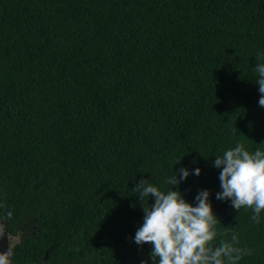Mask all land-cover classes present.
<instances>
[{
	"label": "trees",
	"instance_id": "16d2710c",
	"mask_svg": "<svg viewBox=\"0 0 264 264\" xmlns=\"http://www.w3.org/2000/svg\"><path fill=\"white\" fill-rule=\"evenodd\" d=\"M258 62L264 0H0V220L24 235L10 261L153 264L134 237L154 200L133 189L186 168L179 191L195 206L209 190L228 234L212 246L235 233L252 251L237 264H264V211L217 200L213 166L264 150Z\"/></svg>",
	"mask_w": 264,
	"mask_h": 264
},
{
	"label": "clouds",
	"instance_id": "9594fccd",
	"mask_svg": "<svg viewBox=\"0 0 264 264\" xmlns=\"http://www.w3.org/2000/svg\"><path fill=\"white\" fill-rule=\"evenodd\" d=\"M255 71L258 74L255 83L261 94L258 103L264 107V62H258ZM213 166L222 169L219 174L222 190L216 194V199L231 200V207L238 211L242 207L252 209L250 219L259 223L264 211V150L250 152L243 143H238L217 156ZM201 173L200 168L194 169L193 174L199 176ZM189 175L186 168L175 171L165 180L171 185L167 191L148 180L136 185L133 190L139 193L140 201L150 197L154 203L148 207L142 204L145 216L136 231L135 243L152 246L153 264H237L244 255H251L250 249L236 246L239 238L235 233L230 240L222 238L218 246H212L218 235L228 234L219 233L216 228L220 220L210 203L209 190H202L195 197V206L179 191V185ZM12 255L11 249L0 251V264H10ZM142 264H148V261H142Z\"/></svg>",
	"mask_w": 264,
	"mask_h": 264
},
{
	"label": "flooded vegetation",
	"instance_id": "af4514ba",
	"mask_svg": "<svg viewBox=\"0 0 264 264\" xmlns=\"http://www.w3.org/2000/svg\"><path fill=\"white\" fill-rule=\"evenodd\" d=\"M6 231L8 233L9 241L7 243V246L0 248V251H7V250L11 249V251L13 253L15 250H17L18 245L21 243L23 237L20 235V238L18 240V238H17L18 234L17 233L10 234L7 225H6ZM0 242H1V238H0ZM47 257H45V259H47ZM10 264H16V263L10 261Z\"/></svg>",
	"mask_w": 264,
	"mask_h": 264
},
{
	"label": "water",
	"instance_id": "95a60500",
	"mask_svg": "<svg viewBox=\"0 0 264 264\" xmlns=\"http://www.w3.org/2000/svg\"><path fill=\"white\" fill-rule=\"evenodd\" d=\"M6 225L7 223L5 219L0 220V238H1L0 248L7 246V243L9 241L8 233L6 231ZM45 257H47V254Z\"/></svg>",
	"mask_w": 264,
	"mask_h": 264
},
{
	"label": "rangeland",
	"instance_id": "374dc122",
	"mask_svg": "<svg viewBox=\"0 0 264 264\" xmlns=\"http://www.w3.org/2000/svg\"><path fill=\"white\" fill-rule=\"evenodd\" d=\"M1 220H2V219H1ZM17 234H18V237H17L18 240H19V238H20V235H21L22 237H24V235H23L20 231H18ZM22 239H23V238H22Z\"/></svg>",
	"mask_w": 264,
	"mask_h": 264
}]
</instances>
